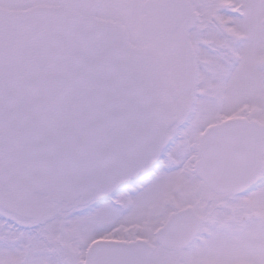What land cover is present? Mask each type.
<instances>
[{
    "label": "snow or ice",
    "instance_id": "1",
    "mask_svg": "<svg viewBox=\"0 0 264 264\" xmlns=\"http://www.w3.org/2000/svg\"><path fill=\"white\" fill-rule=\"evenodd\" d=\"M0 264H264V0H0Z\"/></svg>",
    "mask_w": 264,
    "mask_h": 264
}]
</instances>
